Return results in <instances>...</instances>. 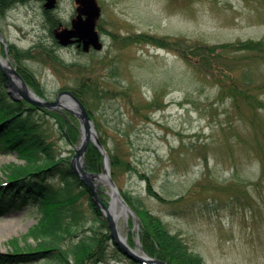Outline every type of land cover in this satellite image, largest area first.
<instances>
[{
  "label": "rangeland",
  "instance_id": "1",
  "mask_svg": "<svg viewBox=\"0 0 264 264\" xmlns=\"http://www.w3.org/2000/svg\"><path fill=\"white\" fill-rule=\"evenodd\" d=\"M47 1L29 0L0 15V30L6 41L0 42L1 56L8 54L18 70L6 45L9 48L10 43H15L21 49L32 48L35 56L25 59V64L39 78L48 100H55L63 89L73 91L70 87L85 76L75 68L56 64L49 58L52 51L48 49H54L67 64L75 61L94 64L92 72L83 68L86 76L91 73L102 84L108 80L109 85L127 92L103 99L95 109L96 119L93 117L99 137L106 138L110 149L124 154L135 166L119 170L114 178L110 160V175L122 196L125 198L122 190L130 192L161 217L173 233L184 237L207 264H264V191L259 193L253 188L259 164L237 142L232 156L218 155L226 147L221 125L226 124L223 122L228 121V116L237 124L231 99L221 96L220 84L211 72L197 69L176 52L142 43L122 46L108 33L124 36L150 32L208 43L259 39L264 37V0H95L98 12L94 21L101 35L95 54L84 53L77 43L56 44L45 21L43 4ZM54 1L57 6L53 11L63 20L60 31L73 27L80 15L86 18L83 8L87 1ZM83 45L91 48L90 44ZM254 76L264 81L262 64L255 67ZM14 80L11 91L24 99L22 84ZM261 96L264 98V93ZM153 101V105L147 106ZM34 113L57 143L58 150L64 155L74 154L75 146L65 141L56 119L40 108ZM211 141L219 146V153L212 149L207 152L206 167L195 148ZM11 162L24 163V160L15 152L0 151L1 181L5 178V165ZM234 164L239 169L237 175L233 174ZM145 176L150 177L155 189L168 201L148 192ZM98 183L109 203L110 186L104 179ZM178 198L181 199L176 201ZM82 210L89 228L94 224V216L87 204ZM128 213L129 216L120 217L119 226L136 249L137 240L141 241L140 221L136 211V218ZM40 217L41 213L32 208L0 217V251H12L10 240L23 239ZM143 251L146 252L144 248ZM128 262L112 260L105 264Z\"/></svg>",
  "mask_w": 264,
  "mask_h": 264
},
{
  "label": "trees",
  "instance_id": "2",
  "mask_svg": "<svg viewBox=\"0 0 264 264\" xmlns=\"http://www.w3.org/2000/svg\"><path fill=\"white\" fill-rule=\"evenodd\" d=\"M28 1L0 0V15L13 6ZM44 12L47 27L56 44L60 45L55 32L63 20L52 9L45 8ZM108 33L122 46L142 43L174 51L197 69L214 75L220 84L221 96L231 99L238 125L230 116L227 122H223L226 124L220 123L223 143L226 146L221 148L222 152L219 153V146L214 141L200 145L195 148V152L203 157L208 167L207 152L210 149L219 153V156L222 153L225 158L233 155L234 142L241 144V150L251 153L259 164V174L253 182V188L259 193L263 192L264 98L261 95L264 93V81L256 80L254 69L261 64L264 66V37L208 43L201 40L189 41L185 37L170 38L150 32L124 36L115 32ZM48 50L52 52L46 53L56 64L75 68L85 74L70 88L95 119V109L103 99L113 98L115 94H127L126 91L109 85L108 80H104L105 83L102 84L91 73L86 76L87 71H93L94 64L81 61L67 64L54 49ZM90 51V54L96 53L94 49ZM9 53L16 60L18 70L27 83L38 94L46 97L39 78L25 64V59L35 56L33 49H21L17 44L10 43ZM154 103L155 101L149 102L147 106ZM37 108L56 119L68 144L75 146L79 142L80 122L74 114L16 98L8 87L6 74L0 68V150L16 152L24 160V163L11 162L5 165V178L2 181L0 178V217L26 208L36 209L41 213L39 222L21 239L23 243L20 238L15 237L9 242L12 251H0V264H105L112 260H129L128 264H140L127 257L114 243L107 218L96 205L88 185L71 165L72 154L64 155L58 150L55 140L50 138L37 120L34 113ZM97 125L100 127L99 122ZM231 136L234 137L232 140ZM101 141L109 152L114 178L119 170L135 169L124 154L110 149L106 138L102 136ZM85 162L88 171H103L104 157L93 143L88 146ZM233 167V174L237 175L238 166L234 164ZM145 178L148 192L161 201H168L155 189L150 177ZM122 193L138 214L139 234L146 252L170 264H207L204 257L192 250L184 237L173 233L161 217L152 213L141 201H137L130 192L122 190ZM101 195L106 201V194L101 192ZM84 204H87L94 216V224L89 228L86 226L87 220H84ZM29 238L32 241H28Z\"/></svg>",
  "mask_w": 264,
  "mask_h": 264
},
{
  "label": "water",
  "instance_id": "3",
  "mask_svg": "<svg viewBox=\"0 0 264 264\" xmlns=\"http://www.w3.org/2000/svg\"><path fill=\"white\" fill-rule=\"evenodd\" d=\"M54 0H49L46 3L47 7H53L55 4ZM87 1V5L83 8V15L79 16V19L73 23L72 28H64L62 31L57 32V37L60 39V43L63 45H68L74 42L84 41L85 44L93 45L98 47L100 45V35L96 30V21L94 18L97 15V4L95 0H81ZM0 42H6L2 32L0 30ZM89 46V45H88ZM6 49L8 46L6 45ZM88 49L87 47L85 48ZM7 59H3L0 54V67L4 70L9 78V85L15 87V80L17 79L23 86L22 93L24 98L29 102L34 104L42 105L47 108H64L75 114L81 122V138L80 143L77 146V151L72 158V166L74 170L80 175V177L85 181L93 193V197L97 205L102 209L104 215L108 218L110 234L113 237L115 243L126 253L129 257L136 261L142 262L143 264H169L168 262L161 260L159 258H154L148 255L146 252L137 253L132 250L120 237L118 232L117 217L124 214L126 211L131 212V214L136 218V214L132 207L127 203L125 198L122 196L116 182L110 175V160L107 150L102 144L99 135L96 130L94 120L90 116L85 104L81 101L77 95L69 90H62L57 94L55 100H48L39 96L35 91H33L21 74L18 72L17 68L13 66L8 54H6ZM90 142H93L99 150L104 155V171L105 174L92 173L85 168V152L88 148ZM104 179L110 186L111 190V201L107 205L100 197L97 182L98 179ZM113 197H116L121 203V212L116 213V209L113 208ZM126 214V213H125Z\"/></svg>",
  "mask_w": 264,
  "mask_h": 264
},
{
  "label": "bare ground",
  "instance_id": "4",
  "mask_svg": "<svg viewBox=\"0 0 264 264\" xmlns=\"http://www.w3.org/2000/svg\"><path fill=\"white\" fill-rule=\"evenodd\" d=\"M4 59V58H3ZM102 178H100V180H101ZM109 193H110V195H111V192L110 191H108ZM112 196V195H111ZM112 198V197H111ZM113 208L114 209H116V213L118 214L119 212H121V208H122V206H121V203L119 202V200L116 198V197H113ZM134 210V209H133ZM134 212H135V210H134ZM126 213V214H125ZM124 214H122L123 216H129L128 214V211H126ZM122 215H120V216H118L116 219H117V224H118V232H119V235H120V237L122 238V240L132 249V250H134L135 252H137V253H142L143 252V246H142V242L140 241V240H137V244H136V249L134 248V247H132L130 244L131 243H129V239H128V235L127 234H125L124 232H123V230H122V228L119 226V219H120V217L122 216ZM114 241V240H113ZM114 243H115V241H114ZM116 244V243H115ZM117 245V244H116ZM118 246V245H117ZM119 247V246H118ZM120 248V247H119ZM122 250V249H121ZM124 253V252H123ZM127 257H129L126 253H124ZM152 257H154V258H158V257H155V256H152ZM131 260H133V261H135V262H138V263H140V264H143L142 262H139V261H136V260H134L133 258H131V257H129Z\"/></svg>",
  "mask_w": 264,
  "mask_h": 264
}]
</instances>
